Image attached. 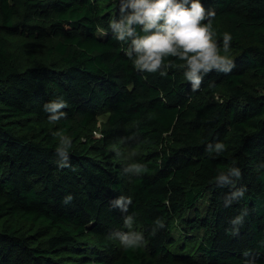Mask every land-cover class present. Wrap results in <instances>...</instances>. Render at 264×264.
Returning <instances> with one entry per match:
<instances>
[{"label":"trees","instance_id":"16d2710c","mask_svg":"<svg viewBox=\"0 0 264 264\" xmlns=\"http://www.w3.org/2000/svg\"><path fill=\"white\" fill-rule=\"evenodd\" d=\"M202 3L234 67L193 91L175 57L166 76L133 67L108 27L115 0H0V264H264V0ZM14 37L50 40L48 62L22 64ZM103 112L105 137L122 127L145 152L96 158L83 132ZM54 133L71 137L63 165ZM230 165L241 178L217 181ZM131 227L142 239L125 247Z\"/></svg>","mask_w":264,"mask_h":264},{"label":"clouds","instance_id":"9594fccd","mask_svg":"<svg viewBox=\"0 0 264 264\" xmlns=\"http://www.w3.org/2000/svg\"><path fill=\"white\" fill-rule=\"evenodd\" d=\"M119 7V18L113 17L108 27L114 33V39L125 45L123 52L139 72L159 73L166 76L170 63L167 58L175 57L183 62L184 79L191 83L196 91L200 88L203 77L211 72L229 73L234 61L227 55L233 39L229 32L222 34V41L216 39L212 18L216 13L205 8L202 0H115ZM221 45L224 54H221ZM68 105L63 99H53L43 105L49 113L48 120L58 122L65 113L60 111ZM60 143L57 150L64 156L61 162L67 163V152L71 149V137L63 133H54ZM226 144L217 142L209 152L221 155ZM145 167L131 163L126 171L141 172ZM235 177V180L231 178ZM241 178V170L230 165L221 170L215 179L224 184H235ZM243 190L234 191L231 198L242 196ZM123 198L115 201L126 208ZM231 202V200H229ZM241 217H237L238 222ZM131 224V217L126 220ZM125 247H135L142 239L140 233H125L118 236Z\"/></svg>","mask_w":264,"mask_h":264},{"label":"rangeland","instance_id":"374dc122","mask_svg":"<svg viewBox=\"0 0 264 264\" xmlns=\"http://www.w3.org/2000/svg\"><path fill=\"white\" fill-rule=\"evenodd\" d=\"M51 45L50 40L35 41L25 37H14L8 40V49L14 53L16 59L18 57L21 60L22 64L24 62L47 63ZM50 59L54 60V57H50ZM107 116L104 112L100 113L96 118V122L83 132L84 138H88L91 142L92 154L96 158H107L113 161L130 153L141 154L145 152L143 147H135L130 150L125 145L122 137V127H118L111 136L105 137L103 130L107 128ZM200 208H204V203H201ZM131 230H133V233H138L137 228L131 227Z\"/></svg>","mask_w":264,"mask_h":264}]
</instances>
